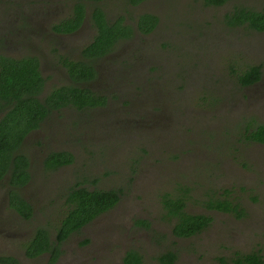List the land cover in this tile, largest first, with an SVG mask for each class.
<instances>
[{"label":"rangeland","instance_id":"1","mask_svg":"<svg viewBox=\"0 0 264 264\" xmlns=\"http://www.w3.org/2000/svg\"><path fill=\"white\" fill-rule=\"evenodd\" d=\"M111 3L105 1L111 20L127 16L132 22L144 11L158 15L161 24L146 42L153 55L133 58L132 71L118 83L124 93L114 91L125 101L131 94L137 100L133 107L106 110V140L88 138L80 147L73 141L74 147L91 153H79L73 180L84 179L92 189H117L120 202L109 216L65 241L61 264H119L130 248L141 252L144 264H157V256L167 250L177 252V264H223L222 258L233 264L237 256L257 249L264 255V144L244 137L247 124L264 123V79L245 89L232 70L259 64L264 72V32L224 25L226 7L207 6L203 0H146L116 13ZM233 6L259 9L264 0H231L229 8ZM146 75L149 82L158 80L149 92L142 81ZM108 79L106 75L101 83ZM110 83L117 85V79ZM96 87L104 93L110 89ZM147 100L153 107H147ZM70 117L72 113L65 115ZM66 188L59 186L58 194ZM165 196L184 197L185 210L210 216V226L193 237H175L176 219L165 209ZM217 198L239 209L225 213L211 207ZM61 199L53 211L63 207ZM34 202L39 214L30 220L8 212L0 253H15L23 264H46L48 254L28 259L26 245L35 225L49 224L42 214L53 204ZM146 219L148 226L141 225ZM86 238L90 241L84 244Z\"/></svg>","mask_w":264,"mask_h":264},{"label":"flooded vegetation","instance_id":"2","mask_svg":"<svg viewBox=\"0 0 264 264\" xmlns=\"http://www.w3.org/2000/svg\"><path fill=\"white\" fill-rule=\"evenodd\" d=\"M105 1L106 0H0V81L4 77L2 74L5 67H8L10 59L22 60L29 58L33 61H37L38 69L43 77V85L42 88L36 92H34L33 89L29 90L28 94L39 100V102L44 103L46 106V113L42 116L37 106L38 103H31L34 106V111L35 108H38V110L33 114L36 121L30 123L26 118L25 112L20 107V101L18 102L11 94L13 91L7 90L3 85H0V132H3L5 134L3 136L9 139L21 137L20 145L13 150V157L21 154L26 156L27 166L25 170H27L29 174L28 178L22 176L12 178L13 170L10 164L5 174L0 178V223H3L0 226V234L2 236V233L6 229L4 223L7 221L8 212L13 211L22 218L21 220L27 221L39 214V211H37L35 207L36 204L34 200H48V203L53 205L47 207L42 215L47 217L48 221L50 220L49 224H53L55 216L57 217L58 213H60V215L56 219V222H54L53 228H49V224L46 226L35 225L33 237L26 245V255L28 259L48 254L49 258L46 264H61L65 241L72 234L79 232L74 231L63 240L57 238V228L62 224V220L65 219L68 211L69 204L65 194L74 186L92 189L88 187V183L84 179L73 180L74 167L79 164V153L82 156L84 154L91 155V153H88L85 149H77L80 147L79 143L80 141L88 140V138L106 140L107 138L105 137H107L108 134L103 132V129H108V127H105V122L108 120L106 110H108V108L113 109L114 105H119V109L121 110L131 109L136 103L137 100L132 98L131 94L129 101H125L121 96L120 98H118V96L115 97L114 95L116 93H114V91L117 90L121 94L124 93L123 85H118V83L121 82L120 76H125L127 73L130 74L132 71L134 66L133 58L137 57V55L145 58L153 55L149 52L146 42H148L147 40L155 33L161 24V19L158 15L144 11H138L132 22L128 20L127 16L119 18L113 16L111 20L109 7L107 8ZM113 1L114 3H111L112 8L110 9L113 11L114 8V13L120 11L121 8L125 6L128 10H131L132 8L140 7L146 2V0ZM203 1L205 5L213 6L214 8L226 7L223 13V23L228 27H235L228 24L226 16L228 13L235 11L236 8L241 6L229 8L231 0H224L222 3L218 4H215L213 0L212 3L208 2L211 0ZM97 8H100L104 12L110 24H115L122 20L124 26H128L125 31H127L129 36L119 32L112 48L106 52H100L98 47H92L102 27L98 21ZM246 8L254 9L251 7ZM254 10L264 11V8ZM125 13H127V11ZM144 15L156 16L157 20L153 27L151 23L141 22V17ZM144 19L150 21L152 18L145 17ZM148 25L150 27H147ZM142 27L145 29L143 30ZM259 32H264V30ZM138 43L141 46L140 48H138ZM121 44L122 47L119 49V52H116L115 49ZM116 59H118V61L114 62ZM73 63L75 65L77 64V66L73 67ZM90 64L94 67L96 73L92 78H86V71ZM261 70V78L258 81L240 86L249 89L262 83L264 79L262 66ZM106 75L110 79H108L106 83H101V79L106 77ZM114 79H117V85L113 83L115 88L112 87L113 85L110 83L113 82ZM142 81L145 83L144 88L146 92H149L151 87H154L153 84L158 82V80L149 82L147 75ZM96 84L98 88L103 85H109L110 89L106 91L107 93L96 91ZM71 86L82 88V90H84L83 93L87 96L89 90H91L97 95V102H95L94 105L82 102L83 105L80 106L70 102L56 107L51 100H48L55 89ZM116 86H120L121 88ZM110 91H113V93H109ZM138 91H140V89L136 88L134 91L135 95L138 94ZM8 92H10V95ZM83 93L82 96L84 95ZM22 96H25V94ZM149 99H151V97H149ZM23 103L25 107V101H23ZM146 104H148L147 107H153L154 102L152 103L151 100H147ZM68 107H70L71 110ZM66 109L70 110V112L68 111L65 114L64 112ZM92 110H97V113L92 112ZM28 112H31V109H29ZM62 113L63 116H60ZM71 113L72 117L66 119L65 115L69 116ZM89 113L91 118L89 117ZM102 115H105L104 118ZM116 115H118V113L112 115L110 120H114ZM32 123L35 124L32 125ZM95 125H97V129H95ZM83 129L85 130L83 131ZM73 141H75V145L79 147H74ZM36 159L37 161L35 162ZM45 176L47 181L44 179ZM49 177L52 178L51 181H48ZM65 184L67 185L65 192L63 195H59V186H64ZM48 190L51 191L47 193ZM28 191H30V193H27ZM53 192L57 195H50ZM118 194L119 200L113 207L100 213L90 222L83 225L80 231H87V228L91 224L99 220L98 218L101 217L104 219V217L109 216L120 202V191ZM59 198H62L63 207H60L58 212H56L53 211V208L57 205L56 200ZM24 202L32 207V212L29 216L24 215L15 206V204L17 206L24 205ZM223 211L227 213L226 210ZM148 222L147 219L143 222L140 220L143 226H148ZM210 222H212V218ZM207 227L190 236H177L174 234L173 229L172 233L179 239L189 238L203 233ZM39 228H45L48 232L50 246L41 253L30 254L28 247L32 245ZM106 231L107 229H104V232ZM4 235L7 234L4 233ZM89 241L90 239L86 238L84 244ZM10 250L13 252L12 248H10ZM130 250L132 249L130 248L125 252L119 264H127L125 259ZM138 252L141 254L140 251ZM173 252L176 253L177 257V252ZM252 255L257 256L262 260V264H264V255L261 249H257L256 252L250 254L241 255L239 259L237 256L231 263L250 264V262L244 258ZM0 257L11 258V262L0 261V264H23V259L18 257L15 253L4 254L1 252ZM220 261L223 264H229L223 258L220 259ZM28 264L32 263L29 262ZM157 264H159V262ZM175 264H177V258Z\"/></svg>","mask_w":264,"mask_h":264},{"label":"trees","instance_id":"3","mask_svg":"<svg viewBox=\"0 0 264 264\" xmlns=\"http://www.w3.org/2000/svg\"><path fill=\"white\" fill-rule=\"evenodd\" d=\"M215 4L222 3L224 0H213ZM208 1L210 3L213 2ZM98 21L100 22L101 31L92 47H98L100 52H106L112 48V45L117 39L118 33H123L127 36L125 31L128 26H124L123 21L120 20L115 24H110L105 17L104 12L97 8ZM152 18L147 21L144 18ZM227 22L231 26L246 25L252 29L263 31L264 30V11H256L246 7H238L235 11L230 12L226 16ZM157 18L154 15H144L141 17V22L151 23L153 27ZM147 27H150L149 25ZM144 30L145 28L142 27ZM125 31V32H124ZM130 34V31H129ZM8 67H5L3 74L4 77L0 81V85L12 90L13 97L21 104L22 110L26 114L28 122L36 121L34 119V113L38 110L43 116L46 113V106L44 103L39 102L36 98L29 96V90L38 91L42 88L43 77L38 69L37 61H33L29 58L22 60L10 59ZM72 64V62H71ZM7 66V65H6ZM77 66L73 63V67ZM233 72L237 75V79L240 85H248L258 81L261 78L262 70L259 65H249L247 68L239 71L235 66L232 68ZM87 77L92 78L95 76V69L90 64L87 69ZM75 77V76H74ZM84 90L80 87H62L53 91L48 100H51L56 107L65 105L70 102L83 105L82 102L94 105L97 102V95L89 90L88 96L83 93ZM10 95V92H8ZM82 93L84 94L82 96ZM25 96H22L24 95ZM25 101V107L24 103ZM33 102L38 103V108H35L31 104ZM31 109V112L28 110ZM35 124V123H34ZM32 123V125H34ZM244 137L248 141H255L264 143V123L247 124L245 127ZM24 134V133H23ZM21 134V135H23ZM3 132H0V178L7 171L8 166H12V178L22 176L28 178V172L26 169L27 159L26 156L21 154L13 157V150L20 145L21 137L7 138ZM8 139V140H6ZM56 156V155H55ZM13 160V161H12ZM119 191L117 189H89L87 187H72L67 194L68 211L65 219L62 220V224L58 226L59 240L65 239L70 233L74 231H80L81 227L100 213L107 211L113 207L119 200ZM15 206L26 216H29L32 212V207L24 202V205ZM164 206L167 209L168 214L175 217L176 223L173 227L174 234L177 236H190L197 233L207 227L210 224L211 217L204 214H190L185 208L184 197H164ZM210 206L220 210L237 211L239 206L233 205V202L228 199H220L210 201ZM49 234L45 228H39L35 239L31 246L28 247L30 254H37L45 249L49 248ZM176 253L173 251H167L158 256L159 264H175ZM245 260L250 264H262V260L257 256H246ZM0 261L11 262V258L0 257ZM127 264H143V257L137 250H130L125 259Z\"/></svg>","mask_w":264,"mask_h":264}]
</instances>
